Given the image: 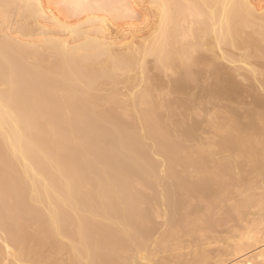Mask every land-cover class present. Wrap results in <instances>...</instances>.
<instances>
[{
    "label": "bare ground",
    "instance_id": "6f19581e",
    "mask_svg": "<svg viewBox=\"0 0 264 264\" xmlns=\"http://www.w3.org/2000/svg\"><path fill=\"white\" fill-rule=\"evenodd\" d=\"M109 1L0 0V264H181L158 256L264 213L211 215L264 172V6L146 0L144 30L112 32L52 7L131 19L143 2ZM260 225L222 264H264Z\"/></svg>",
    "mask_w": 264,
    "mask_h": 264
},
{
    "label": "rangeland",
    "instance_id": "374dc122",
    "mask_svg": "<svg viewBox=\"0 0 264 264\" xmlns=\"http://www.w3.org/2000/svg\"><path fill=\"white\" fill-rule=\"evenodd\" d=\"M45 3H48V4H52V2H50V0L48 1V0H43ZM52 1V0H51ZM55 0H53V2H54ZM105 2H108V0H104ZM102 2V0H101V2H99V0H97V2H99L97 5L99 6V9H101V7H102V3H104L105 5H106V3L105 2ZM111 1V5H112V7H115V5H117V4H115L114 2V0H110ZM109 1V2H110ZM114 1V2H113ZM120 1H123V0H116V3H118V2H120ZM140 1V0H139ZM143 1V2H142ZM142 1H140V2H142V4H141V6H139V8L137 7L136 9V15L134 14V18H131L130 19V17L132 16V15H130V16H128V15H126L127 13H120L119 15H124V16H120L119 18L117 17V16H119L118 14L115 16V14H113L112 13V15H111V13H109L108 12V10L107 9H105L104 7V11L102 10V13H100L101 11H99V12H96V11H93L94 10V8H93V10L92 9H90L88 12H87V10H86V13H89L88 15L85 13V12H83V14H80V13H78V14H74V12H73V10L71 9V8H66L65 6H61V7H57V6H55V5H53L52 7H54V10H56V11H58L57 13H58V15H59V17L60 18H62L63 20H65L66 22H68V23H70V24H75V23H80V22H83V18H85L84 16L86 15V16H88V17H92V15H98L97 17H102V18H105L104 20L107 22V25H109L108 27H110L109 28V30L110 29H114V30H116L118 27H129L130 26V28H134L135 27V30H144V27H145V24H146V22L143 20V18H141V14H145V12H146V14H147V16H151V13H148L149 12V10H148V8H147V2H146V0H142ZM96 2V3H97ZM252 4H254V5H256V3H259L260 4V6H264V0H251L250 1ZM95 3V4H96ZM258 4V5H259ZM104 5V6H105ZM109 5V4H108ZM92 6V5H91ZM97 6V7H98ZM64 7L66 8V9H64ZM90 7V6H89ZM89 7H88V9H89ZM94 7H95V5H94ZM108 6H106V8H107ZM109 7H111L110 5H109ZM111 7V8H112ZM145 7V8H144ZM63 8V9H62ZM102 8V9H103ZM69 9H71L70 10V12H72V13H70L69 11L67 12V10H69ZM142 9V10H141ZM64 10V11H63ZM95 10H97L96 8H95ZM106 10H107V12H106ZM66 11V12H65ZM143 13H142V12ZM145 11V12H144ZM94 12V13H93ZM138 12V13H137ZM77 13V12H76ZM85 13V14H84ZM96 13V14H95ZM149 14V15H148ZM126 16V17H125ZM149 16V17H150ZM96 17V16H95ZM117 17V18H116ZM133 17V16H132ZM148 17V18H149ZM10 18V21H11V23H8L7 24V29H8V31H9V35H10V33H11V35L10 36H13L12 38H14V37H17V38H15V39H20V38H18V35L15 33V30H16V28L18 27L17 26V24H16V21H18L19 19H17V20H15L16 18L14 17V15H12V16H10L9 17ZM11 18H14L13 20L11 19ZM82 18V19H81ZM9 20V19H8ZM47 20V19H46ZM82 20V21H81ZM9 21V22H10ZM14 21V22H13ZM20 21V20H19ZM18 21V22H19ZM144 21V22H143ZM17 22V23H18ZM47 22V23H46ZM105 22V23H106ZM43 23L44 24H49V21H43ZM11 24V25H10ZM16 24V25H15ZM1 25V24H0ZM18 25H19V23H18ZM16 27V28H15ZM10 28V29H9ZM143 28V29H142ZM6 29V30H7ZM113 30V31H114ZM111 32H112V30H110ZM14 34V35H13ZM115 34V32L113 33V35ZM0 35H2V33L0 32ZM15 35H17V36H15ZM20 37V36H19ZM26 38V41L29 39V40H31L32 39V37L31 36H25L24 38L23 37H21V40H24ZM31 38V39H30ZM36 38V36L35 35H33V39H35ZM28 40V41H29ZM70 40V39H69ZM25 41V40H24ZM248 99H245L244 98V100L243 101H247ZM242 101V102H243ZM249 101V100H248ZM248 101L246 102V103H248ZM248 179H249V182H250V184H251V187L250 188H248V187H246V186H239V187H233V188H231V191L233 192V196H231L230 198H226L227 200H225L224 202H223V204L219 207V208H217L216 210H214L212 213H211V215H212V217H213V220L214 219H217V217H218V219L217 220H219L220 218H221V216L222 215H224V214H222V213H224L225 212V210H233L235 207H237V206H240L241 205V203L244 201V200H246L247 198H252L253 200H255V201H258L257 199H260V198H264V172H260V173H257V172H254V173H251L249 176H248ZM263 200V199H262ZM262 200H260L261 202H262ZM197 205V204H196ZM202 206H200L199 208H197V211H201V208ZM255 208V207H254ZM253 208V206H252V208H246V209H241V213L239 214V215H237V214H235V213H231L232 214V217H230V218H228V219H231V218H233V219H231V220H229L228 222H226L225 224H223L224 223V221H226V220H223L222 219V221L220 222V223H222L220 226L221 227H217V226H214V227H216V229L215 228H212L211 229V232H213L214 231V233H211V235H210V233H209V235H210V237H209V235H208V233H203V234H201V235H191V237H190V235L189 236H181L180 238H179V240H178V245H179V249H175V248H173L172 250H170V251H168L169 252V254L168 253H162V254H159V256H158V259H160V261L163 259L165 262H168V260H169V257H170V259H171V257L172 258H174V257H177V256H179V255H177V254H179V253H181L180 254V256H181V259H177V260H181L182 262H181V264H218V263H220L221 262V264L222 263H227L228 262V260H229V258L230 257H228V255H227V251H228V249L230 248V246H231V242H234L235 241V239L234 238H237V236L239 235V233H242L241 231H246V228L249 230V229H252L253 227L255 228V226H258V224L260 225V223L262 224V226H263V223H264V220H263V218H264V213H261L260 212V209H259V212L257 211L258 209H254ZM193 210H194V208H193ZM263 212H264V210H262ZM221 215V216H220ZM262 216H263V218H262ZM259 218H260V220H259ZM258 222H260V223H257L256 225H254V223H256L257 221ZM253 220H254V222H253ZM263 220V221H262ZM216 221V220H215ZM256 221V222H255ZM253 222V223H252ZM247 224V225H246ZM252 224H253V227H252ZM261 226V225H260ZM202 227L204 228V226L202 225ZM244 229V230H242V229ZM253 228V229H254ZM214 229V230H213ZM216 230V231H215ZM233 232V233H232ZM212 234H214V237H213V235ZM234 235V236H233ZM235 235H237V236H235ZM201 237V238H200ZM210 239H209V238ZM208 238V239H207ZM212 238V239H211ZM226 238V239H225ZM232 238V239H231ZM207 239V240H206ZM230 239V240H229ZM201 240H202V242H204V245L203 246H201L202 245V242H201ZM227 240H228V242H227ZM197 242H198V244H197ZM189 245H188V244ZM201 244V245H200ZM228 244H229V247H226V246H228ZM185 246V247H184ZM187 246V247H186ZM207 246V247H206ZM181 247V248H180ZM222 248H224V249H222ZM227 249V251H225ZM173 252L175 253V254H173ZM196 252L198 253V254H196ZM205 253V254H204ZM220 253V254H219ZM163 254H165L164 256H162ZM207 255H209V257L207 256ZM211 255V256H210ZM213 255V256H212ZM161 256V257H160ZM207 256V257H206ZM165 257V258H164ZM216 257H218V258H216ZM226 259H225V258ZM228 257V258H227ZM162 258V259H161ZM168 258V259H167ZM179 258V257H178ZM224 258V259H223ZM162 260V261H163ZM172 260V259H171ZM174 260H176V258L174 259ZM173 260V261H174ZM163 261V262H164ZM170 261V260H169ZM218 261V262H217ZM164 262V263H165ZM169 263V262H168ZM171 263H175V262H171ZM176 264H177V262H176ZM179 264H180V261H179Z\"/></svg>",
    "mask_w": 264,
    "mask_h": 264
},
{
    "label": "snow or ice",
    "instance_id": "6c2138e0",
    "mask_svg": "<svg viewBox=\"0 0 264 264\" xmlns=\"http://www.w3.org/2000/svg\"><path fill=\"white\" fill-rule=\"evenodd\" d=\"M79 7V5H77Z\"/></svg>",
    "mask_w": 264,
    "mask_h": 264
}]
</instances>
